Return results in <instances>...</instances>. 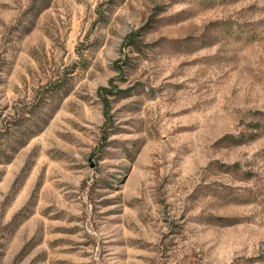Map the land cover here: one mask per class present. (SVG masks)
<instances>
[{
    "label": "rangeland",
    "instance_id": "1",
    "mask_svg": "<svg viewBox=\"0 0 264 264\" xmlns=\"http://www.w3.org/2000/svg\"><path fill=\"white\" fill-rule=\"evenodd\" d=\"M0 264H264V0H0Z\"/></svg>",
    "mask_w": 264,
    "mask_h": 264
}]
</instances>
